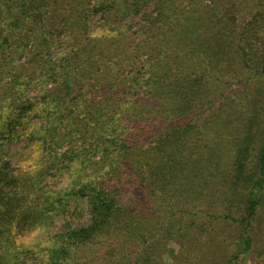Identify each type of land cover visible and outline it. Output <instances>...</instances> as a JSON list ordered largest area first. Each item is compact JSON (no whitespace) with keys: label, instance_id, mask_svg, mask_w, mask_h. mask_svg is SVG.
Masks as SVG:
<instances>
[{"label":"trees","instance_id":"1","mask_svg":"<svg viewBox=\"0 0 264 264\" xmlns=\"http://www.w3.org/2000/svg\"><path fill=\"white\" fill-rule=\"evenodd\" d=\"M263 208L264 0H0V264H230Z\"/></svg>","mask_w":264,"mask_h":264},{"label":"rangeland","instance_id":"2","mask_svg":"<svg viewBox=\"0 0 264 264\" xmlns=\"http://www.w3.org/2000/svg\"><path fill=\"white\" fill-rule=\"evenodd\" d=\"M55 57L60 56V49H54ZM27 55V52H26ZM24 57V56H23ZM23 61V60H22ZM7 153L10 155V164L15 166L22 162L24 159L27 160L29 155L32 153L33 149L27 145V141L25 139H20L16 141H11L6 145ZM73 165V163H72ZM70 170L72 168L63 169L62 172L53 173L52 176H49L46 180V183L53 189V190H62L64 189L67 184L70 182ZM70 209L73 211L72 220L73 223L77 226L83 225L89 222L90 220V204L89 199L85 195H81L77 198L70 199ZM51 213V211H50ZM263 221L257 224V221L253 223L252 227L250 228V234L253 237V244L252 248L249 253L242 254L238 260H233L230 264H264V208L263 211L259 212L258 214ZM37 217V216H36ZM44 222V223H43ZM47 220L40 219L38 220L39 225L38 228L31 227L27 228L29 230H25V232H21L18 237V243H27L28 245L34 246L35 248L42 243V236L45 234V227ZM49 229L53 232H59L65 228V221L63 217L57 212L51 223L49 224ZM223 224L219 226L221 228ZM231 248V247H230ZM31 256V255H30ZM34 257V255H33ZM212 255L208 254L206 258L211 260ZM18 264H22L19 262ZM44 264V263H42ZM203 264H211V262H204ZM223 264H227L225 261Z\"/></svg>","mask_w":264,"mask_h":264}]
</instances>
